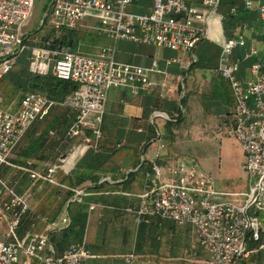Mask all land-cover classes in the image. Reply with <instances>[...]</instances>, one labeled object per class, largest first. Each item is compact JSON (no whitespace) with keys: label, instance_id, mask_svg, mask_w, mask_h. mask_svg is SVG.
<instances>
[{"label":"built area","instance_id":"1","mask_svg":"<svg viewBox=\"0 0 264 264\" xmlns=\"http://www.w3.org/2000/svg\"><path fill=\"white\" fill-rule=\"evenodd\" d=\"M36 1L0 0V82L14 70L25 51H30L28 70L31 74L52 75L58 80L75 83L79 88L62 101L32 92L23 97L16 111L0 108V229L1 224L6 223V229L0 230V264H89L95 256L86 241L74 243L61 255H56L48 235L37 233L34 228L23 235L19 233L23 216L31 211L34 191L29 188L19 194L16 185L4 180L2 168H16L28 175L33 184L68 189L58 180L59 175L71 173L84 154L102 151L99 143L103 139L109 92L127 89L139 96L143 91L160 86L162 93H169L172 87L167 80L158 84L154 77L167 78L172 65L188 69L190 63L174 58L166 60L161 67L155 59L149 67H144L117 62L116 46L103 48L96 54H83L65 46L53 48L50 43L41 47L32 45L27 42L23 30L34 16ZM137 1L50 0L46 15L50 14L53 29H73L80 21L90 19L96 21L101 26L99 31L115 43L126 41L192 54L200 42L211 37L212 30L219 29L222 20L218 14L222 0H202V9L190 6L185 0H152V10L147 14L128 10ZM256 7L264 20V0ZM246 9H254L251 1L246 3ZM231 13H237L236 8ZM246 45L242 38H223L216 71L229 83L233 93L232 135L245 156L244 171L250 182L248 191L221 192L213 178L194 165L160 164L166 143L157 132L154 165L145 175L144 190L138 196L139 205L125 209L137 226L149 223L153 217L192 226L195 244L207 256L201 260V254L194 250L187 259L192 264H239L253 253L264 250V60L257 58L250 65L249 75L241 78L242 59L234 60L233 54ZM257 56L258 52L251 50L244 59ZM3 102L0 96V105ZM56 107L74 112L66 132V138L72 141L66 153L45 172L34 170L31 162L25 166L14 165L11 157L29 128ZM158 115L171 120L167 114ZM138 132L142 133L143 129L139 128ZM144 161L143 156L141 163ZM70 191L74 194V202L82 203L87 195L85 190ZM95 208L96 205L89 207L90 211ZM40 220L47 224L49 232L65 229L71 223L67 217L60 224L47 217H40ZM250 242L259 244L258 249L250 250ZM135 262V256L130 255L124 264Z\"/></svg>","mask_w":264,"mask_h":264},{"label":"crops","instance_id":"2","mask_svg":"<svg viewBox=\"0 0 264 264\" xmlns=\"http://www.w3.org/2000/svg\"><path fill=\"white\" fill-rule=\"evenodd\" d=\"M185 1L190 6L200 9L203 8L202 0ZM248 1L253 3L254 9H246V3ZM260 1L261 0H236L234 4L235 6H231V9L236 8L237 13L232 15L231 21L227 26L224 25V16L221 15L222 20L219 29L212 30L211 37L200 42L196 49V51L200 49L199 56L203 59V63H197L196 65V67L202 68L200 69L201 74L199 79L195 77L190 80L191 71L195 68L194 63L199 59V57L197 58L196 51L192 54L186 52H174L167 49L163 50V48H161L164 52L161 57L157 56L152 59L150 56L151 54L146 57L133 55V57H129V59H127V62L118 61L123 64L149 67L153 60L158 59L160 66L164 67L166 60L180 58L183 63H190V66L188 69H183L178 64H174L169 67V75L167 78L162 76L154 77V80L158 84H163V82L167 80L168 85L172 87V91L169 93H162L163 91L160 86H157L152 90L143 91L139 96H134L130 93L129 98H127V91H123L121 89H112L109 92L104 126L106 127L107 124H111L118 129L122 127H125V129H128L127 127L136 129L138 134L145 135L144 138H146L145 140L143 138L144 142L142 141V144H140L139 147H145V154L151 147L153 152L149 158L144 155L146 163L143 168H141L142 163L139 167L135 168L138 166L137 164H139V157L127 158V155L124 153L122 159H117V156L115 157L116 152L111 156L104 155L102 159L106 162V164L102 167V169L95 173V176L102 178V180L107 179L108 182H106L101 188L97 189L92 188L95 184L90 181L76 188L87 191V195L84 196L83 201L80 204H86L87 206V216L90 220V227L95 235L92 237L93 243L89 246L93 249L101 251L106 245V232L110 231L113 234L115 231H119L117 234L118 240L115 244V252H112L113 254H105L99 251L98 253L93 252V254L97 256V259L92 260L91 264L125 263L127 254L124 255L123 252H127V223L129 225H134V223L130 216L122 212L123 208L120 207L127 205V194L128 197L131 198L128 199V203H139L138 196L143 190L146 173L149 172V169L152 165H154L152 160L158 146V143L155 142L154 139L147 143V140L155 135L153 130L156 133L158 132L166 143V149L162 153V160L160 161V164L166 166H172L178 162L188 164V158L196 159L201 166L204 165V163L208 164L217 153L216 143H218V133L221 131H229L231 134V131L234 128L233 113L235 109V102L229 83L222 79L216 71L221 53L220 44L223 38L231 39L237 37L246 41V47L236 49L233 54L234 60L242 59L240 72L241 78H245L249 75L248 71L250 69V65L257 58L264 60V20L260 18V15L256 10V6ZM219 9H221V7H219ZM128 10L133 12L134 10H137L143 14L150 13L152 10V0H138L134 4L130 5ZM26 38L27 42H29L30 38L28 36H26ZM57 46L64 47L68 45ZM209 46L216 47L218 49V53L216 55L213 54L215 60L217 61L216 63L209 62L212 58L211 55L208 54ZM67 48H71L73 50V47ZM101 49L103 48H98L97 52ZM117 50L118 48L116 46V54ZM251 50H256L258 52V56L245 60V55L250 53ZM116 54L115 60L117 61ZM188 57L191 58L190 61L189 59L187 60ZM113 91L117 94L114 100H110V93ZM163 94H165L164 97H162ZM183 98H185L184 104H182ZM17 108L18 107L15 103L8 106V110H11V112L16 111ZM158 113L167 114L170 119L171 117L174 118H172L171 121L166 120L162 115H158ZM176 120L179 122L177 123ZM33 125L29 128L22 142L15 149L11 157V162L16 166H25L27 163L31 162L34 170L45 172L50 165L55 164L59 158L66 153L72 141L66 138V133L59 136L55 133V131H50V136L54 138L57 137L58 143H56L52 149L49 150L48 148L47 152H35L33 155L27 156L25 155V151L28 150L30 144L33 142L32 139H34L32 129ZM151 126L152 128L154 127L153 130L150 129ZM139 128L143 129L142 133L138 132ZM124 144L127 148V141H124L119 149L123 148ZM92 153V151L87 153L86 157L81 159L82 161L79 163L77 170L82 172V170L85 169L84 165L89 162V156ZM12 169L15 170V176L13 179H16L15 177L17 173H19V180L22 181L21 183L16 182V190L19 194L24 193L29 188L33 191L35 188H37L36 190L39 188L42 192H44L46 188H50L52 194L51 196H55L56 203L52 204L54 206L52 209L45 208L48 212L53 211L47 217L49 221L60 224L66 217L70 218L71 221L70 215L65 213V208L67 207L68 211V206H65L64 210L59 213L56 211L58 209L56 192L59 189L61 191H65V188L63 189L49 185L40 186L39 183L33 184L28 175L20 173L16 168ZM138 171L140 173L136 175ZM130 173L134 174L132 175L133 182L129 185L124 184ZM68 175L61 173L58 180L62 183ZM127 187L130 188V190L127 191ZM119 199H121L120 204H118ZM32 204L31 211L37 215V218L36 222L32 224L31 229L34 228L33 230H37L38 233L48 235L49 239L52 233L62 231L61 229L49 232L47 230V224L39 221L41 216L37 211L32 209ZM90 205H96L95 210L90 211ZM54 217H56V219H53ZM5 226L6 223L1 224L2 228ZM60 235V233L56 235V239H60ZM50 243L52 244L55 252L58 254L62 253L63 244L61 241L55 243L52 239L50 240ZM71 244H74V242ZM201 258L207 259V256L203 254V256L200 255V259Z\"/></svg>","mask_w":264,"mask_h":264},{"label":"rangeland","instance_id":"3","mask_svg":"<svg viewBox=\"0 0 264 264\" xmlns=\"http://www.w3.org/2000/svg\"><path fill=\"white\" fill-rule=\"evenodd\" d=\"M50 0H37L34 16L30 23L27 25L26 28H24L25 37L28 36L30 38L29 43H32L34 45H37L38 43H42L44 41V38L47 35H50L52 32L53 37L50 41H55L58 39H61L62 37H66L67 41H71L74 45L73 50L75 52L80 51L83 54H94L98 51V48H114L115 44L118 48L116 59L117 62L124 61L127 62V59L129 57H133V55H138L141 57H146L149 54H151V58L154 59L157 56L161 57L164 52L161 48H156L152 46L147 45H137L135 43H130L126 41H119L115 43L112 39L108 38L106 35L102 34L99 31V28L101 27L96 21L86 19L82 20L78 23V25L73 29H62L57 30L53 29L50 25L51 18L50 14H47L48 11V4ZM224 3L226 0H223ZM131 11V10H130ZM232 9H219V14L224 16V25L227 26L232 18ZM133 12V11H131ZM136 14H143L137 10H134ZM47 18V26H43V22L45 18ZM15 30V29H14ZM71 45L68 44L70 47ZM72 47V46H71ZM200 49L196 51L197 58L199 59L194 63L195 68L191 71L190 74V80L196 78H200L201 74V67H196L197 63H203V59L199 56ZM218 53V49L216 47L209 46L208 48V54L211 55V59L209 60L210 63H216L214 55ZM29 57H30V51H25V53L21 56L18 64L15 66L14 70L11 71L8 75H6L3 80L0 82V96L3 97L4 103L0 105V108L3 110H8V106L15 103L17 107H19V102L23 99V97L28 94L27 85L25 82L27 81L26 73L25 71L28 69L29 66ZM154 57V58H153ZM191 60V58H187V60ZM193 65V66H194ZM241 77V76H240ZM123 91H127V98L130 96V92L126 89H121ZM116 92L110 93V100H114L116 97ZM115 95V96H114ZM18 109V108H17ZM11 111V110H10ZM128 129H125V127H122L118 129L117 127H114L111 124H107L105 127L106 131H110V133L114 134L113 139V146H116L117 143H123L124 141H127V148L124 144L123 148L116 151L117 159H122L124 156V153L127 155V158H138L139 162H142V157L144 156V147H139L140 144H142V141L146 138L145 135H140L137 133L136 129H133L132 127H127ZM120 130V131H118ZM113 131V132H112ZM156 135V133H155ZM63 138V137H62ZM144 138V140H143ZM164 140V139H163ZM218 143H216V156L210 160V162L204 163V165L201 166V164L196 160L192 158H188V164L194 165L199 167L201 170L206 172L208 175H210L213 180L215 181L217 188L219 191L224 193H237V192H247L250 186V182L246 177L243 163L245 161L244 153L239 145V143L236 141L234 136L229 133V131H221L217 135ZM152 148V147H151ZM148 149L145 156L150 157L152 154V149ZM89 153V152H88ZM87 154H84L82 158H85ZM81 157L77 160V163L75 164V171L77 170L79 163L82 161ZM181 163V162H180ZM78 164V165H77ZM141 164V163H140ZM77 166V167H76ZM3 170V178L7 183H10L13 181L15 176V170L9 169V168H2ZM16 182L21 183L22 181L19 180V173L16 175ZM90 183V182H89ZM102 183V182H101ZM17 186V185H16ZM34 189V197H33V204L32 209L34 211H37L38 214L41 217H48L49 214L53 211L46 210L45 208L52 209L54 206L52 204L55 202V196H51V191L49 189H45L44 192H42L39 188ZM41 191V192H40ZM58 200V199H57ZM86 201V200H85ZM52 206V207H51ZM77 211H82L86 215L88 214L87 206L86 204H75L72 205L71 208H69L70 214L75 216ZM65 213L67 214V207L65 208ZM69 214V213H68ZM132 219V218H131ZM133 220V219H132ZM39 221L41 222L40 218ZM81 224V223H80ZM87 227L86 229L82 225H76L73 227V229L69 230L68 232H64L65 234H72L77 235V238L79 239L77 243H82L85 240L87 241V246L90 249L89 245L92 242V237L95 236L93 233L92 228L90 227V220L87 218L86 221ZM190 229L193 230L191 233L192 235V243H191V249L197 250L198 253H200L202 256L204 253L201 252V249L199 246L195 244V234H194V228L192 226H189ZM127 228L130 232L128 235V243L131 240H134V225H129L127 223ZM186 229H189L188 226L184 227ZM6 229V226L3 227L0 230ZM133 230V231H132ZM132 231V233H131ZM35 232L38 233L37 230ZM119 232V231H118ZM117 231H115L113 234L110 231H107L105 234V241L106 245L102 248L101 251L98 249H95V251H99L105 254L114 253L115 251V244L118 240L117 238ZM167 231L160 234V244L162 245L163 252L166 254L170 253V246L167 245L168 237H166ZM133 234V235H132ZM155 233H153L154 235ZM76 239V237H75ZM183 240L184 237L180 236L178 234L175 236L174 239V245L171 247V249L174 252H180V248L183 247ZM109 242V245H108ZM117 247V246H116ZM259 244H254L250 242L249 249L255 250L258 249ZM130 250V248H129ZM112 253V254H113ZM202 260V259H201ZM26 262V261H25ZM141 261H136L135 263L138 264ZM143 262V260H142ZM147 263V262H146ZM168 264H192L190 262H186L183 258L179 260H168ZM26 264V263H24ZM27 264H38L37 262H30ZM149 264V263H148ZM154 264V263H151ZM239 264H264V250H261L257 253H253L249 259L242 261Z\"/></svg>","mask_w":264,"mask_h":264},{"label":"trees","instance_id":"4","mask_svg":"<svg viewBox=\"0 0 264 264\" xmlns=\"http://www.w3.org/2000/svg\"><path fill=\"white\" fill-rule=\"evenodd\" d=\"M235 1L236 0H226V2L224 3V1L222 0L220 7L221 9H227L228 7L231 9L232 8L231 6H235L234 5ZM44 22H45L44 25L47 26V18H45ZM52 33L50 35H47L44 38V41L42 43H38L35 46L41 47V46H46L47 43H50L51 47L53 48L56 47L57 45H68V44L74 47L73 43L71 41H67L66 37H62L61 39H58L55 41H50L51 38L53 37ZM25 73L27 77V81L25 82V84L27 85V89L29 91L28 93L40 92L46 95L48 98L53 99V100L62 101L67 95L74 93L79 88V86L75 83H72L69 81L58 80L52 75L45 76V77H39V76L31 74L29 70H26ZM184 101H185V98H183L182 104H184ZM172 118L174 117H171V120ZM71 119L73 120V112L71 109L55 108V109H52L44 119L37 120L34 123L33 128H32L33 136H34V139H32L33 142L30 144V147L28 148V150L25 151V155L27 156L33 155V153L35 152L44 153L48 151L47 150L48 148L49 150L52 149V147L55 146V144L58 143V141H57V137L55 138L51 137L49 132L55 131V133H57L59 136L64 135L71 126V123H72ZM104 121H105V117H104ZM178 122L179 121H177V123ZM153 128L151 126L150 129L153 130ZM102 132H103V139L99 143V148L102 149V151L99 153H92L89 156L90 160L84 165L85 169L82 170V172L79 170L77 171L74 170L66 177V179L62 182V184L67 186L68 189H66L65 191L63 190L61 191L59 189L56 192L57 194L56 198L58 199V209L56 211H58L59 213L60 211L64 210L65 206H68V213L71 217V223L67 228L62 229V231H59V232H54L50 235V240L53 239L55 243H58V241L62 242L63 244L62 253L72 245L71 243L78 242L79 240L78 239L79 237L77 238V235L65 234L64 232L66 231L68 232L69 230L73 229V227L76 225H82L85 229L87 227L86 221H87L88 216L85 213H83L82 211H77L75 216H73L69 212V208H71L72 205L80 204L77 201L75 202L72 201L74 199V194L72 191H70V189H76L88 181L95 184L92 187L93 189L101 188L102 186H104L105 183H101L102 178L95 176V173L98 170L102 169V167L106 164V162L103 161L102 157L104 155H110V156L113 155L122 146V143H117L116 146H112L114 143L113 142L114 134L107 132L105 130L104 123L102 126ZM153 133L155 134L156 132H154L153 130ZM155 136L156 135H154V137L152 138L150 137L147 140V143L155 139ZM145 146H146V143H145ZM140 163L141 162H139V164H137L138 166H136L135 168L139 167ZM145 163L146 162L144 161V163L141 164L142 165L141 168H143ZM151 168L149 169V171L151 170ZM139 171L137 172L136 175L140 173ZM132 175L134 174L130 173L128 175V178L124 182V184L129 185L130 183L133 182ZM11 183L12 185H16L17 184L16 179L11 181ZM128 190H130V188L127 187V191ZM143 190H144V186H143ZM128 199H131V198H129L127 194V205H125L124 207H120V208H123L122 212H124L125 214L131 217L130 214L126 213L125 209L136 208L138 207L139 203L138 204L128 203ZM120 203H121V199L118 200V204ZM36 218H37V215L34 214L32 211L26 213L22 218L21 229L19 233L23 235L27 231L32 230L31 226L33 223L36 222ZM53 219H56V217H54ZM132 221L134 223V220ZM187 226L189 229L184 228ZM189 226L190 225L180 226L171 220L163 219L161 217H153L151 218L149 223H142L138 226L134 223L135 229L134 231L133 230L132 231L134 232L135 239L131 240L128 243V235L130 234V232L127 228V252L124 251L123 254L124 255L127 254V256L134 255L136 258V261H141L138 264H148V263L149 264L151 263L168 264L167 263L168 260H179L181 258L182 260L184 258V260L188 262L187 259H188L189 254L194 251L191 249V243H192L191 233L193 232V230L190 229ZM165 231H167L166 237H168L167 245L170 246L169 254H166V252L165 253L163 252L162 245L159 243L160 234ZM59 233L61 234L60 235L61 238L56 239L57 238L56 235H58ZM153 233L155 234L153 235ZM178 234L184 237V240L182 243L183 247L180 248V252H174L171 249V247L174 245L175 236H177ZM89 247L90 249L89 248L88 249L91 251L92 254L93 252L98 253V251H95V249H93L91 246ZM62 253L58 254L57 252H55L56 255H61ZM94 256L95 258L92 260L97 259V256L96 255ZM91 261L89 262V264H91ZM27 263H30V262H26V264Z\"/></svg>","mask_w":264,"mask_h":264},{"label":"water","instance_id":"5","mask_svg":"<svg viewBox=\"0 0 264 264\" xmlns=\"http://www.w3.org/2000/svg\"><path fill=\"white\" fill-rule=\"evenodd\" d=\"M44 18H45V17H44ZM44 21H45V19H44ZM44 21H43V22H44Z\"/></svg>","mask_w":264,"mask_h":264}]
</instances>
